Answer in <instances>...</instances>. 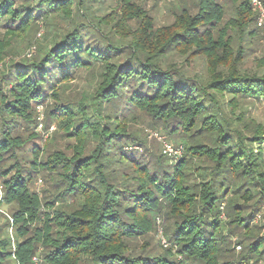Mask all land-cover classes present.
<instances>
[{
  "label": "trees",
  "instance_id": "1",
  "mask_svg": "<svg viewBox=\"0 0 264 264\" xmlns=\"http://www.w3.org/2000/svg\"><path fill=\"white\" fill-rule=\"evenodd\" d=\"M234 1L227 18L221 0H189L156 26L136 0L105 12L107 0H0V206L14 205L17 236L0 212V264H34L36 255L43 264L264 261V218L255 221L264 211V123L240 110L241 99H264V57L244 67L252 49L242 43L264 28L250 0ZM58 19L66 26L48 31L32 58L14 55L16 42ZM199 58L204 76L184 68ZM82 72L98 82L74 99L64 84ZM44 103L43 129L56 130L37 144ZM141 114L184 153L142 149L131 130ZM40 175L43 196L32 187ZM161 218L172 222L160 255L139 241ZM225 231L243 244L237 260Z\"/></svg>",
  "mask_w": 264,
  "mask_h": 264
},
{
  "label": "rangeland",
  "instance_id": "2",
  "mask_svg": "<svg viewBox=\"0 0 264 264\" xmlns=\"http://www.w3.org/2000/svg\"><path fill=\"white\" fill-rule=\"evenodd\" d=\"M119 0H107L105 3L102 12H105L106 10H111V8L116 7ZM189 0H136L138 4L143 5V7L151 14L156 22V26H162L166 24H170L174 21L177 12L181 8L182 3H187ZM223 4L225 5L227 9V18L231 17L234 14V7L237 5V3L234 0H221ZM66 26V23L62 20L58 19L57 24L55 27L48 28L47 26L40 24V28L38 30H35L30 33V35L26 36L24 39L19 40V42H16L14 47L15 50H13L14 55L18 57H27L32 58L35 55V51L37 50L36 47L39 46L42 42L46 43V35L48 31H52L54 28H62V26ZM50 29V30H49ZM48 39V38H47ZM244 44V47L250 46L249 48L252 49V51H249V55L247 57L246 63L244 64V67H247L251 70L256 69V64L258 63V60L264 57V36L256 37V40L249 45L246 44V41L242 42ZM37 45V46H36ZM174 59L178 60L180 63V60L178 57L174 56ZM185 69L188 70L189 73H196L201 76L206 75L207 73V67L206 62L204 59L199 58L195 61L191 62V65L184 66ZM98 81H95V78L91 80V77L89 73L82 72L81 75L70 82H68L66 87L64 88L65 91L68 93L69 96L74 97V99H77L80 97V94L85 91L88 92L95 88L96 83ZM49 98V97H48ZM241 107L240 110L245 111V113L250 118H255L256 122L264 123V99L261 100H252V99H241L240 101ZM47 104L44 103L41 104V111L44 112L45 119L47 114ZM227 111H229V108L226 106ZM38 117L40 112L37 113ZM45 121V120H44ZM47 123H49L47 121ZM50 128L48 130L45 129H37L38 132L43 135V139L37 140V144H40L45 142V140L52 136V133L54 130H56V124L54 122H50ZM131 130L138 134L140 137L144 140V147L142 149H147L149 151L155 152V153H163L166 156H171L167 153H165V143L169 142L173 144L175 147L180 149L183 146H180L179 142L175 140H171L166 132L162 130L161 128H154L150 125V119L146 115H139L136 119L131 121ZM32 142H30L27 145V148L29 149L32 146ZM58 146H62V148L65 147L64 142L61 140H57ZM29 153V152H28ZM184 153L181 149V154ZM28 155V154H27ZM26 155V156H27ZM173 156V155H172ZM30 158L31 155H28ZM33 189L36 190L38 193H40L42 196L44 195V190L47 189L48 185L45 181V178L43 176H38L34 184L32 185ZM5 194V188L3 184V179L0 177V196ZM14 205L12 204H3L0 206V212L2 213V223L6 224V230L10 234V236L13 238V241L17 239L15 229H13V218H12V212L14 209ZM264 211L260 212L257 215L256 223H260L263 220ZM172 220L168 219L166 220L161 218L158 220L156 224V228H154L153 231H151L145 239H142L139 241L140 245L145 244V242H148L149 244V250L152 253L155 254H164L166 249L169 248V244L167 243V236L164 233V228L168 223H171ZM226 238L228 239V243H230L229 247L231 248L230 251H228V257L229 259H239L241 257V253L244 250L243 244H239L240 238L239 235L236 233L227 232ZM260 233H264V229L261 230ZM172 259L176 261H179L180 259L177 258L176 255L172 257ZM34 264H43L42 258L39 257V255H36L33 257ZM254 264H264V261H260L259 263Z\"/></svg>",
  "mask_w": 264,
  "mask_h": 264
},
{
  "label": "built area",
  "instance_id": "3",
  "mask_svg": "<svg viewBox=\"0 0 264 264\" xmlns=\"http://www.w3.org/2000/svg\"><path fill=\"white\" fill-rule=\"evenodd\" d=\"M251 5L253 7V9L256 11L257 13V25L261 28H264V0H250ZM41 107H38V112H40L39 117H38V121H39V125L38 128L39 129H43L44 128V120H45V115L44 112L41 111ZM165 153L169 154V155H173V156H177L181 153V149L175 147L173 144L166 142L165 143ZM2 195L0 196V200L2 199Z\"/></svg>",
  "mask_w": 264,
  "mask_h": 264
}]
</instances>
